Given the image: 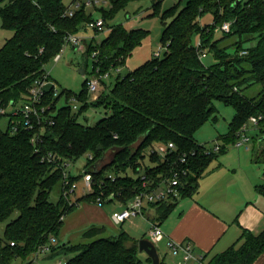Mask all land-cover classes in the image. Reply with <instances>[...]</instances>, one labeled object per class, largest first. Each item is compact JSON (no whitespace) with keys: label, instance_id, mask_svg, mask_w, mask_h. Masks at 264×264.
I'll list each match as a JSON object with an SVG mask.
<instances>
[{"label":"trees","instance_id":"obj_1","mask_svg":"<svg viewBox=\"0 0 264 264\" xmlns=\"http://www.w3.org/2000/svg\"><path fill=\"white\" fill-rule=\"evenodd\" d=\"M2 1L1 27L13 31V35L0 47V107L23 98L45 71L46 64L62 50L65 36L77 32L91 19L84 9L71 17L64 16L68 7L63 0ZM128 1L111 0L112 8L103 9L101 14L106 25ZM162 1L153 0V14L160 11ZM236 1L187 0L184 5L180 6V2L166 9L161 13L164 28L160 43L166 48L164 55L153 56L117 77L110 92H103L96 101H86V79L79 92L64 89L62 95L66 93L67 101L72 96L86 101L77 112L67 102L58 107L62 95L50 98L51 87L47 103L55 112L54 123L43 134L39 151L32 144V132L22 127L13 134L9 126L0 127V224L6 222L0 234V264H13L18 258L24 261L35 256L51 237L58 239L63 216L75 207L63 195L57 202L50 200L58 184L63 192V180L61 170L42 160L46 153L61 158L92 154L93 160L86 167L94 175L95 191L82 195L78 201H93L100 194L107 200L115 194L125 203L143 188L141 177L129 173L131 168L139 171L149 157L153 165L148 166L149 175L168 173L170 164L178 161L181 153H188L187 161L180 164L187 172L182 178L180 197L150 203L145 209L147 215L151 211L149 218L156 221L164 220L179 200L197 191L199 179L211 162L227 152L228 143H236L241 126L251 115L264 111V0ZM207 13L213 15V22L202 26L200 18ZM224 22H230V31L219 32L216 27ZM148 33L142 28L128 30L123 24L113 26L103 41L88 45L87 56L94 49L99 50V60H93L92 71L95 64L107 71L119 63L118 57L124 63ZM196 37L212 54L211 64L199 58L194 46ZM247 43L252 45L246 46ZM243 49L248 51L242 55ZM92 71H87V76ZM256 83L262 85V90L255 96L243 93L244 88ZM215 101L232 106L235 114L225 136L227 142L218 152L206 153L195 134L206 122L219 120ZM92 107H104L105 115L95 124L79 122ZM259 131L260 140L264 126ZM170 142L176 148L165 158L149 152ZM194 150L197 153L191 155ZM112 151L111 161L103 163ZM252 158L264 163V147L253 148ZM110 172L114 173L113 179L107 177ZM78 178L79 175L72 177L74 181ZM256 190L264 196V183L257 185ZM98 230L93 228L87 234ZM139 240L122 230L114 237L69 244L55 255L73 254L62 264H152L148 255L145 260L140 257ZM263 251L264 229L257 234L243 229L238 241L207 264H253ZM33 263L30 260L28 264Z\"/></svg>","mask_w":264,"mask_h":264},{"label":"rangeland","instance_id":"obj_2","mask_svg":"<svg viewBox=\"0 0 264 264\" xmlns=\"http://www.w3.org/2000/svg\"><path fill=\"white\" fill-rule=\"evenodd\" d=\"M64 4L68 7L74 0H63ZM187 0H163L161 3L160 11L153 14L155 9L153 8V0H130L125 6L119 8L112 18L107 20V23L110 29L117 25L123 24L124 27L128 30L142 28L148 30V35L142 40L131 53V55L125 58V62H122L121 57L117 58L119 62V67L121 68V75L124 76L128 72L134 70L136 67L143 64L146 60L156 56L160 51L161 56L164 55L165 49L160 43L162 31L164 28L163 20L161 13L171 6H174L178 3L184 5ZM4 1L0 0V5H3ZM104 5V10H110L112 8V2H102ZM99 8V7H98ZM100 10L95 9L94 5H87L85 9V14L88 18H96L101 16L103 8ZM79 10V9H78ZM88 18H86L88 20ZM87 22V21H86ZM85 22V23H86ZM201 24H209L213 22V15L207 13L203 15L200 19ZM83 25V26H82ZM81 25V29L77 30V35L87 38L86 48L92 42L103 41L109 34V28L97 33L91 27H84L85 24ZM221 25L217 26L216 29L219 30ZM13 35V32L8 29H4L0 25V45L5 42V38H10ZM221 33L218 34L220 36ZM234 39H229V42H232ZM252 45V43H247L246 46ZM86 49H77L73 45H68L65 47L64 52L59 60L55 58L52 59L44 69L49 72L51 79L54 81L56 87L60 91L59 95H62L64 89H71L74 92H79L83 88L85 79L87 78V71H92L93 69V57L92 55H86ZM212 54H209L205 59H203L205 64H211L213 62ZM114 64V63H113ZM115 66V65H113ZM111 66V67H113ZM118 66V65H117ZM110 67V68H111ZM101 68V67H100ZM102 69V68H101ZM104 72V71H100ZM117 80V72L113 69L111 71V76L105 78L104 82L106 83V91L104 93H109L110 88L114 85ZM103 88L105 87L103 83ZM101 88V89H103ZM262 90L261 84H253L248 88L243 89V93L247 96H255L258 92ZM101 92V90H100ZM52 94V93H51ZM51 95L50 98H52ZM86 99H89V93L86 91ZM84 99V98H83ZM69 104L71 102L67 101L66 93L61 96V99L58 102V107ZM79 106L81 103L79 101H74ZM217 108V114L219 120L217 122L208 121L206 122L197 132L196 139L201 143L205 144L208 149H213L215 145L220 144L221 146L226 143L225 136L229 134L230 123L235 114V110L232 106L225 105L222 101H215ZM19 106V105H18ZM72 108V107H71ZM14 110L13 106L7 108V112L10 113ZM77 112L79 110H73ZM106 113L104 107H92L89 110L85 111L83 115L79 118V122L86 124H95L100 118H102ZM9 126V116L5 115L0 118V127L6 129ZM247 135L249 140H246L241 149H247L248 152L253 153V148L256 150H261L264 147V140L260 139V131L258 129L252 128L249 124ZM247 147V148H246ZM237 146L232 143H228L227 151H229L228 158H226L225 164H232L237 162V158H242L248 161L247 157L244 155V152L238 155L234 149ZM114 151L110 152L103 163H108L113 157ZM222 160V158H221ZM87 161L86 155L81 156L77 162L76 166L72 167L73 174H81V170L84 167ZM217 161V160H216ZM144 162L147 165H151L149 157L144 159ZM217 162H214L211 167H213ZM78 166V167H77ZM100 166V163H99ZM262 177H264V164L258 166ZM145 172V169H140V171L131 168L129 173L134 177H139ZM264 182V180H263ZM77 188L76 194L71 195V200L76 202L85 192L84 180L83 177L77 179ZM62 186L58 184L55 189L50 194V200L57 202L59 197L62 195ZM113 201L105 202L103 205H99L95 199L92 200H80L77 201L75 207L64 216V224L59 234L57 235V242L53 245L51 251H46L41 253L39 256L31 255L28 256L24 261L21 258H18L14 261L13 264H28L30 260H34L33 264H62L66 262L73 254H65L62 252L58 256L57 251L63 250L67 245L72 244L76 245L79 243H90L93 240L99 238H107L117 236L122 230L136 234L138 237L149 238V230L151 228L150 220L144 218L143 216H138L136 218L127 219L125 222L115 224L112 217L115 213H119L124 209V198H118ZM99 205V206H98ZM6 222L0 224V234L3 233ZM93 228H98L96 232H91L87 234ZM101 228V230H100ZM159 253L161 255L163 264H178L177 261L180 260V256L175 255L170 248H168L164 241H161L157 244ZM67 251V250H66ZM51 255H55L53 258H49ZM140 257L142 259L147 258V253L144 251L140 252ZM49 258V259H48ZM60 261H62L60 263ZM190 264H199L196 260L192 259Z\"/></svg>","mask_w":264,"mask_h":264},{"label":"built area","instance_id":"obj_3","mask_svg":"<svg viewBox=\"0 0 264 264\" xmlns=\"http://www.w3.org/2000/svg\"><path fill=\"white\" fill-rule=\"evenodd\" d=\"M110 0H74V2L66 9L64 16L71 17L73 16L78 9H86L87 5L91 4L95 6V9L104 8L102 2H107ZM111 2V1H110ZM99 7V8H98ZM91 27L95 32L99 33L106 28L110 27L106 25L105 18L103 16H99L96 18H92L86 22V27ZM219 32H228L230 31V22H224L219 30ZM68 45L77 46L79 49H86L87 38L78 36L74 33H68L65 36L64 47L62 50L55 56L56 60H59L62 56V53L65 50V47ZM194 46L196 47L198 56L201 60L205 59L209 54V50L205 48L202 44L201 38L197 37ZM164 49H166L164 47ZM247 49H243L241 54H246ZM98 49H94L92 52L93 60L98 62ZM161 52L159 51L156 56H161ZM97 65L86 78V89L89 93L90 98L86 99L87 102L96 101L100 94V90L103 87V82L105 78L111 76V71L114 69L117 72V77L121 75V68L119 64L111 67L105 72H100L101 68L99 64ZM51 87L53 88V97H57L60 93L58 88L56 87L54 81L51 79L48 71H43L42 74L37 77L33 84L28 88L27 93L23 96V98L17 100L16 102H12L8 106L0 107V116H9V129L11 133H17L22 127L25 130H28L33 133L31 141L35 146L36 151H39L41 139L43 134L48 129L50 125H53V117L55 112L51 110L52 104L47 103V99L52 92H50ZM74 101H79L82 104L86 103V101L81 100L76 96H72L69 99L71 102V107L73 110H79L81 106H79ZM19 105V106H18ZM13 106L14 110L10 113L7 112V108ZM249 124L254 129H260L264 126V111L259 112L257 114H253L249 117V119L241 126L237 135L238 140L234 145L244 144L246 140H249V136L247 135V130ZM204 151L206 153H210L211 151L218 152L221 148L220 144L215 145L213 149H208L204 144ZM175 145L173 142L168 144H159L155 147V149L151 148L150 153L157 152L163 158L167 156V154L171 153L175 150ZM197 151H192L191 155H195ZM182 154V155H181ZM179 155L178 161H173L170 164L168 173H157L155 176L149 175L147 173L148 166L149 168L153 165H147L139 167L140 169H145V172L140 176L143 182V188L138 192L135 197L124 203V209L115 213L112 217L114 223H123L127 219H131L138 216H143L145 213V209L149 206L150 203L162 202L168 199H176L179 198L182 192L183 181L182 178L186 176L187 172L185 168L182 167V163L187 161L189 157L188 153H181ZM87 157V161L84 167L81 170V174L79 176L83 177L84 186H85V194L91 193L95 191L94 184V175L92 172L88 170L86 167L87 162L93 160L92 154H85ZM80 158V157H79ZM74 157H63L61 158L54 153H46L44 155L43 161L51 163L54 169H59L62 171V180H63V197L70 204H77L71 200V195L76 194L77 188V180H73V176H78V174H73L72 167L76 166V162L79 159ZM178 163V165H177ZM181 166V168L179 167ZM78 167V166H77ZM88 170V172L83 173V171ZM114 173L110 172L107 174V177L113 179ZM103 183V182H102ZM116 199V196H115ZM96 202L99 205H103L106 202V197L103 194H100L96 198ZM64 218V216H63ZM165 236V232L161 228V226L157 222H153L151 228L149 230V239L152 240L155 245H157ZM57 242L55 237H51L47 244H43L37 251L36 256H39L41 253L46 251H51L53 245ZM169 248L175 255L182 254V262L183 264H189L192 259H195L199 264H206L203 261V258H196L194 255V249L191 242L178 243L175 241H171L168 243ZM62 261H60L61 263Z\"/></svg>","mask_w":264,"mask_h":264},{"label":"crops","instance_id":"obj_4","mask_svg":"<svg viewBox=\"0 0 264 264\" xmlns=\"http://www.w3.org/2000/svg\"><path fill=\"white\" fill-rule=\"evenodd\" d=\"M7 39L5 38L4 41L6 42ZM196 39L197 37L195 41ZM97 43L100 42L95 40V44ZM3 45L1 44L0 47ZM74 47L79 49L77 46ZM103 83L105 87H102L100 95L106 91V83ZM196 141L199 142L197 139ZM242 145L244 144L236 145L237 148L234 150L238 155L243 151L248 161L237 158V162L232 161L233 163L228 165L225 164V160L230 156L229 151L221 154L211 162L199 179L197 191L179 200L164 220L150 219L148 215L151 211L148 215L144 213L143 217L150 220L151 225L157 222L161 226L165 232L161 241H164L168 248V243L171 241L191 242L196 258L207 255L203 259L207 264L213 256L226 251L238 241L243 229L255 234L264 229V196L256 190L257 185L264 183V177L258 167L264 163L254 162L252 153L248 152L247 147V149H241ZM214 162L217 164L211 167ZM131 234L138 239L144 237L140 238L134 233ZM178 256L181 258L177 263L183 264L182 254ZM253 264H264V251Z\"/></svg>","mask_w":264,"mask_h":264},{"label":"water","instance_id":"obj_5","mask_svg":"<svg viewBox=\"0 0 264 264\" xmlns=\"http://www.w3.org/2000/svg\"><path fill=\"white\" fill-rule=\"evenodd\" d=\"M241 1L242 0H237L236 4L240 3ZM263 138L264 136H262L260 139H263ZM97 166L98 164L95 165V167ZM85 172H88V170L86 169L85 171H83V173ZM114 198H115V194H111V196H109L106 202L112 201ZM139 250L147 253V255L152 259V264L161 263V255L159 253L158 247L149 238L143 237L139 240Z\"/></svg>","mask_w":264,"mask_h":264}]
</instances>
